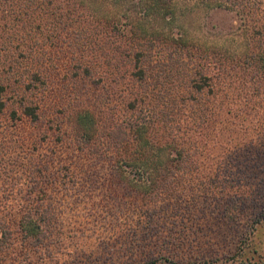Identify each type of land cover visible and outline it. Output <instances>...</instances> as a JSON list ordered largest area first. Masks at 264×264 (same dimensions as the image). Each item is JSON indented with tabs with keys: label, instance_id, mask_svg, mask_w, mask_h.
I'll return each mask as SVG.
<instances>
[{
	"label": "rangeland",
	"instance_id": "obj_1",
	"mask_svg": "<svg viewBox=\"0 0 264 264\" xmlns=\"http://www.w3.org/2000/svg\"><path fill=\"white\" fill-rule=\"evenodd\" d=\"M167 1L0 0V264H264V106L234 110L243 128L210 131L242 148L206 155L199 170L192 158L173 189L179 200L145 195L115 148L145 109H127L145 93L135 66L151 77L146 93L161 80L177 98L188 78L212 77L219 96L247 110L250 77L236 66L264 46V0ZM161 104L158 117L174 113ZM79 110L97 124L85 143ZM40 207L50 221L38 245L22 227Z\"/></svg>",
	"mask_w": 264,
	"mask_h": 264
},
{
	"label": "trees",
	"instance_id": "obj_2",
	"mask_svg": "<svg viewBox=\"0 0 264 264\" xmlns=\"http://www.w3.org/2000/svg\"><path fill=\"white\" fill-rule=\"evenodd\" d=\"M155 3H164L167 5V0H152ZM115 29L119 30L117 23L115 22ZM264 42V39H260ZM120 48H115L117 52ZM137 64L141 63L142 57L137 55ZM245 63L242 64V59L237 61L236 69L239 74L249 76L251 87L249 93L251 96L247 100V93L244 98L248 106L247 110H240L242 107L239 103L240 100H229L228 96H219L218 90L215 91L214 78L212 77H190L186 80L188 85L187 94L180 95L177 98L172 96H165L163 90V83L161 80H157L154 84V89L157 91L154 93H146L148 78L145 69L135 66V71L132 74L135 80V84L143 86L145 93L131 94L129 102L127 101V109L132 111V116H135V112H138V108L143 105L145 109L140 112L141 117H131L129 120L130 125L122 131L124 138L115 148L118 149V154L125 155L123 157L126 168L131 169V174L142 182L143 192L145 195L153 197H161L162 199H175L179 200V195H173V189L176 185L182 182L184 177L193 171L191 166L192 158L194 159L195 170H199L204 167L206 155L216 154L220 152L218 149H222V154L235 155L238 150L242 148L243 144H233L229 141L220 144L219 140L210 139V131H226L229 126L241 125V128L245 127L242 123L231 121L234 114V110L241 111V115H248L252 111L249 108H260L264 106L262 100H259L258 96L263 91L264 95V46L256 47L249 54L245 56ZM235 67V66H234ZM117 65H115V69ZM228 70L234 68L227 67ZM219 72H226L224 67L218 68ZM235 71V70H234ZM238 77V76H237ZM174 82V81H173ZM175 84H178L174 82ZM184 84V83H183ZM6 89L4 86H0V112L5 108L4 93ZM172 91V90H171ZM159 94V95H157ZM199 95L200 97H197ZM159 98V99H158ZM264 99V97H263ZM162 100V101H161ZM161 104L164 109L170 108V104L174 109V113L162 111L161 117L157 114V104ZM126 109V108H125ZM253 110V109H252ZM170 111V110H169ZM24 114L30 118L33 122H37L40 119L37 107H26ZM89 113H84L82 110L77 111L74 115V126L78 136L82 140V143L87 141L86 137L91 130H95L97 124L96 119L88 118ZM250 115V114H249ZM179 121H178V120ZM132 120V121H131ZM160 121L164 123L158 129L155 123ZM150 124L155 129L152 131L147 125L146 131L144 125ZM142 123V124H141ZM90 128V129H89ZM234 131V129H233ZM151 132V135L147 134ZM166 133V134H165ZM191 134V136H190ZM117 136L115 135V138ZM237 138V137H236ZM222 139V138H221ZM117 139H115L116 141ZM148 142V143H147ZM219 147V148H218ZM203 162V163H202ZM204 169V168H203ZM202 169V170H203ZM203 173L196 179H203ZM175 185H174V184ZM198 187L201 184H197ZM184 196V195H183ZM25 224L23 225V232L31 238H35V242L39 245L42 236L40 232L43 229L46 232L48 223L50 221V213L44 207L35 209L34 211L23 213ZM43 225V226H42ZM8 235V234H7ZM7 235L4 232H0V238H5ZM10 240V238H8ZM2 243L3 240L1 239ZM149 264V263H146ZM150 264H154L151 260Z\"/></svg>",
	"mask_w": 264,
	"mask_h": 264
}]
</instances>
